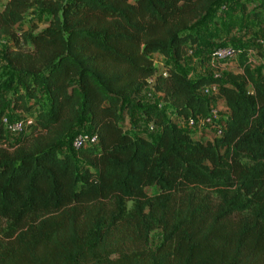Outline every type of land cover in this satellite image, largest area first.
Listing matches in <instances>:
<instances>
[{
  "label": "trees",
  "instance_id": "16d2710c",
  "mask_svg": "<svg viewBox=\"0 0 264 264\" xmlns=\"http://www.w3.org/2000/svg\"><path fill=\"white\" fill-rule=\"evenodd\" d=\"M225 1L6 0L0 38L15 50L1 57L13 73L0 83V264H264V73L241 55L238 72L189 80L152 58L182 60ZM234 1L264 12V0ZM34 8L48 25L20 27ZM213 84L215 97L196 94ZM149 87L184 119L222 100V136L195 140L142 105ZM135 109L155 138L124 130ZM18 112L33 122L12 142L1 119ZM82 130L98 142L73 151Z\"/></svg>",
  "mask_w": 264,
  "mask_h": 264
},
{
  "label": "rangeland",
  "instance_id": "374dc122",
  "mask_svg": "<svg viewBox=\"0 0 264 264\" xmlns=\"http://www.w3.org/2000/svg\"><path fill=\"white\" fill-rule=\"evenodd\" d=\"M5 2L6 0H0V11L2 10V6L5 4ZM255 9L256 5L249 4L246 6L245 12H243L234 0H226L224 4H222L216 11V13H214L212 18L208 19L209 23L207 24V34L205 32L200 34L201 37L198 45L194 46L179 62L170 60L168 61L161 55H154L153 61L155 67L158 68L159 71H162L164 70L163 65L168 62L178 71L186 75L189 80L202 77L217 79L223 77L227 72H238L236 61L220 63L210 60V54L214 47H217L218 45L229 44L238 49L245 48L249 50L251 52L249 53V57L253 62V70L264 73V56L260 55V52L256 50L254 51L255 41L258 38H264V12L261 11L260 17L255 19L251 14V12ZM48 22L49 14L46 11L34 8L25 15L24 21L20 23L19 26L27 29L32 24L37 27L38 31L46 27ZM14 50L15 47L10 37L8 35H2L0 38V83L6 78L10 77L13 73L12 69L1 57L5 52H11ZM152 81L153 80H150L149 82L152 83ZM248 89L251 90L250 87ZM39 93L41 104H46L44 90L40 89ZM9 94L10 91L3 93V96L7 97ZM142 105H152L158 108L164 114L166 120L170 122L175 120L172 107L169 106V104L163 102L161 100V96L155 95L150 87L143 94ZM210 106L217 112L219 111L220 117L222 119L226 118L228 111L221 101L213 100ZM18 116L20 117L21 114L19 113V115H13V117ZM126 117H129V120ZM151 124L154 125L152 121H148L144 117L140 109H135L132 115L125 116L124 120L122 121V127L124 130L127 131L131 128L140 132H146L147 134H151L149 131ZM85 130L88 131V129ZM157 131L158 129L154 132ZM7 136L12 142H15L18 138L17 135L13 134H7ZM156 136L157 135L155 133L152 135L153 138ZM196 138L199 137L196 136ZM201 140H205V138H202ZM70 142L63 149V152H66L70 149ZM146 192L150 196H153L158 193V188H146ZM161 239L162 232L160 230H155L150 234L149 245L152 250H155L159 246Z\"/></svg>",
  "mask_w": 264,
  "mask_h": 264
},
{
  "label": "built area",
  "instance_id": "2783aa9c",
  "mask_svg": "<svg viewBox=\"0 0 264 264\" xmlns=\"http://www.w3.org/2000/svg\"><path fill=\"white\" fill-rule=\"evenodd\" d=\"M255 50L260 52V55L264 56V38L261 37L255 41L254 51ZM249 53L251 52L245 48L238 49L229 44L219 45L212 49L210 54V60L220 63H226L236 61L238 57L244 55L247 63L253 69V62L249 57ZM217 92L218 86L213 84L200 88L196 91V94L204 98H213L217 95ZM226 110L228 111L227 108ZM17 114L19 115V112ZM20 114V117H2L1 124L6 134L18 135L22 132L27 131V126L33 122V118L22 112H20ZM173 116L175 120L172 122L177 124L178 127H180L181 129H184L189 132L195 140H200L203 142L212 141L215 138L221 137L225 127L226 118L222 119L220 117L219 111L217 112L211 106L209 107L208 113L202 117L191 116L189 118L184 119L182 117H177L175 114ZM155 130H157L156 127L151 124L149 127V131L151 133H154ZM196 136H198L199 138H196ZM202 138H205V140H201ZM97 142L98 137L95 133L85 132L82 130L73 136L71 140V149L73 151H76L80 148H85L94 145Z\"/></svg>",
  "mask_w": 264,
  "mask_h": 264
},
{
  "label": "crops",
  "instance_id": "0c3cea01",
  "mask_svg": "<svg viewBox=\"0 0 264 264\" xmlns=\"http://www.w3.org/2000/svg\"><path fill=\"white\" fill-rule=\"evenodd\" d=\"M248 39V38H247ZM154 55H156V54H152V58L154 59ZM157 55H159V54H157ZM156 63V62H155ZM154 67H155V65H154ZM156 68V67H155ZM163 68H164V65H163ZM156 69H158V68H156ZM159 72H162L163 73V75H166V72H165V69L164 70H162V71H159ZM219 99H217V101H218ZM219 101H221V103H223V101L222 100H219ZM223 105H224V103H223ZM225 106V105H224ZM128 120H129V117H126ZM85 127H87L88 128V126L86 125Z\"/></svg>",
  "mask_w": 264,
  "mask_h": 264
}]
</instances>
